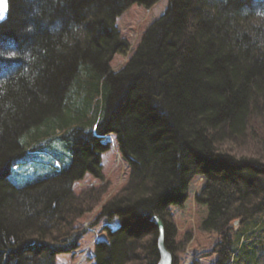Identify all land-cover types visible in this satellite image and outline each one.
I'll use <instances>...</instances> for the list:
<instances>
[{
    "label": "trees",
    "instance_id": "16d2710c",
    "mask_svg": "<svg viewBox=\"0 0 264 264\" xmlns=\"http://www.w3.org/2000/svg\"><path fill=\"white\" fill-rule=\"evenodd\" d=\"M156 1L7 0L0 264H56L78 247L80 221L105 187L84 198L74 183L103 177L106 134L116 137L129 178L101 210L119 225L105 226L107 237L96 241V264H157L156 214L177 264L185 246L171 209L185 203L195 176L203 178L197 201L207 207L201 228L220 237L211 264H237L238 239L264 243V226L248 241L240 230L264 213V0H168L115 71L113 56L127 47L118 17L131 3ZM56 140L69 165L16 186L17 161ZM234 143L246 150L232 152Z\"/></svg>",
    "mask_w": 264,
    "mask_h": 264
},
{
    "label": "rangeland",
    "instance_id": "374dc122",
    "mask_svg": "<svg viewBox=\"0 0 264 264\" xmlns=\"http://www.w3.org/2000/svg\"><path fill=\"white\" fill-rule=\"evenodd\" d=\"M167 5L168 0H159L149 5L134 2L123 10L117 19V26L122 37L127 42V47L124 51L113 56L111 67L115 71L123 68L125 62L133 54L147 27L161 16ZM111 140L113 139L111 138ZM232 146L236 148L232 149V152L236 154L240 153L239 150H246V144L244 143L239 145L234 143ZM44 148V151L29 152L25 158L18 160L13 166L10 179L16 186L22 187L39 178L51 175L60 169H65L69 165L71 154L62 140H56V142ZM102 163L103 177H95L88 173L84 177L85 179L74 184V190L78 194L84 193L85 195L88 191L100 187H105V190L101 193L99 201L95 205L90 206L91 211L80 221L79 225L83 229L84 234L79 240L78 247L72 252L58 254L56 264H96L94 250L97 238L104 239L107 237L105 231L107 227L104 226L107 218L101 215V210L105 203L125 185L129 178L127 162H125L119 152L117 143L114 140L110 150L102 155ZM202 183V177L195 176L191 179L187 200L183 205L172 206L171 209V217L178 231L176 238L177 240L183 238L182 245L185 246L184 251L178 252L177 264H211L217 255V243L220 240L219 234L208 232L201 228L202 220L207 215L206 205L199 203L196 197L202 188ZM86 196L87 194L84 198ZM257 217H259L257 223H244L240 226V230L243 229L246 234L244 235L247 239L246 241L250 239L247 233L253 227L264 226V213L256 215ZM113 222L116 227L119 225L117 218ZM233 224L238 227L239 221L236 220ZM243 242L238 239L236 243L237 248L242 249L236 255L237 264H263L264 243L254 245L251 242H245V245L242 246Z\"/></svg>",
    "mask_w": 264,
    "mask_h": 264
},
{
    "label": "water",
    "instance_id": "95a60500",
    "mask_svg": "<svg viewBox=\"0 0 264 264\" xmlns=\"http://www.w3.org/2000/svg\"><path fill=\"white\" fill-rule=\"evenodd\" d=\"M153 219L158 230L157 250L159 259L157 264H173V254L166 245L164 220L157 214L153 216Z\"/></svg>",
    "mask_w": 264,
    "mask_h": 264
},
{
    "label": "snow or ice",
    "instance_id": "6c2138e0",
    "mask_svg": "<svg viewBox=\"0 0 264 264\" xmlns=\"http://www.w3.org/2000/svg\"><path fill=\"white\" fill-rule=\"evenodd\" d=\"M7 0H0V19H3L7 14Z\"/></svg>",
    "mask_w": 264,
    "mask_h": 264
},
{
    "label": "bare ground",
    "instance_id": "6f19581e",
    "mask_svg": "<svg viewBox=\"0 0 264 264\" xmlns=\"http://www.w3.org/2000/svg\"><path fill=\"white\" fill-rule=\"evenodd\" d=\"M214 262H216V258H214L211 263H214Z\"/></svg>",
    "mask_w": 264,
    "mask_h": 264
}]
</instances>
